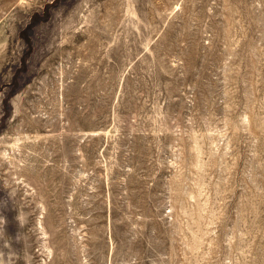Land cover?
Wrapping results in <instances>:
<instances>
[{
	"label": "rangeland",
	"instance_id": "rangeland-1",
	"mask_svg": "<svg viewBox=\"0 0 264 264\" xmlns=\"http://www.w3.org/2000/svg\"><path fill=\"white\" fill-rule=\"evenodd\" d=\"M0 264H264V0H0Z\"/></svg>",
	"mask_w": 264,
	"mask_h": 264
}]
</instances>
